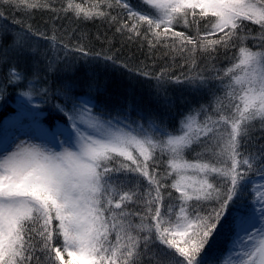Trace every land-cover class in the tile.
Segmentation results:
<instances>
[{"label":"snow or ice","instance_id":"snow-or-ice-1","mask_svg":"<svg viewBox=\"0 0 264 264\" xmlns=\"http://www.w3.org/2000/svg\"><path fill=\"white\" fill-rule=\"evenodd\" d=\"M15 2L27 9L50 7L39 0ZM142 2L144 11L115 0L132 21L117 31L141 36L140 25L146 24L145 39L150 34L152 46L170 47L190 70L156 77L146 99L127 91L113 98L92 68L79 81L38 84V71L29 75L11 62L42 55L33 37L55 40L38 30L14 34L0 50V64L8 65L0 100L9 86L38 88L55 98L52 107L64 117L38 126L39 142H0V264H220L224 239L230 255L244 257L241 264H264V184L253 190L256 177L264 182V50L243 43L252 36L264 49V0ZM105 3L113 7L111 0ZM65 11L88 19L110 16L72 0ZM177 25L195 29V35L174 30ZM233 47L238 58L231 67L197 66L198 52L214 60L221 49L227 55ZM75 51L91 62L84 48ZM104 60L105 70L127 67L110 56ZM58 61L59 56L48 61L47 71H77L75 61L63 68ZM172 82L197 95L211 91L210 85L222 90L223 96L212 93L216 118L201 104L182 113L177 133L169 132L164 116L176 103L167 95ZM20 95L30 98L31 91ZM25 111L22 100L20 113ZM257 120L259 135L253 136ZM186 151L196 153L195 162L185 159ZM164 154L175 173L171 184L166 180L172 172L158 177Z\"/></svg>","mask_w":264,"mask_h":264},{"label":"trees","instance_id":"trees-1","mask_svg":"<svg viewBox=\"0 0 264 264\" xmlns=\"http://www.w3.org/2000/svg\"><path fill=\"white\" fill-rule=\"evenodd\" d=\"M39 2L48 4L50 7L27 9L25 5L17 4L15 0L13 2L0 0V12H3L5 17L3 21H0V50L8 48L13 41L14 34L18 35L22 31H27L28 28L38 30L44 33L45 36H55V40L44 39L43 37H33L31 39L30 42L42 53L35 61L30 57L11 61L25 69L29 75L33 71H38L41 77L38 84L46 83L48 86H52L65 78L79 81L84 78L89 68H92L97 71L102 78V82H107L109 93L113 98L127 91L129 95L146 99L154 92L156 77L161 74H163L164 78H174L182 73L190 74L189 65L185 63L181 55L170 47H164L162 44L152 46L149 43L152 39L150 34H147L148 38L145 39L146 24L142 23L140 25L141 36H135L127 30L117 31L122 23L128 22L131 24L132 21L128 19L126 10L117 5L115 0H111L112 8L106 7L105 0H72L74 4H81L85 9H92L96 5L100 10H106L110 13L108 17H94L91 19L85 18L83 14L76 16L73 11H65L69 0H39ZM127 2L135 10H145L142 0H127ZM111 17L116 19L113 20ZM14 20L19 21V23H13ZM203 23L201 21V28ZM250 26L254 30L258 27L255 25ZM4 28L8 30L7 35L3 34L2 30ZM174 30L185 31L186 34L195 35V29L183 28L181 25L175 26ZM130 36L131 39L129 38ZM243 43L253 51L264 50L260 48L259 43L252 36H249ZM76 48H84L89 53L88 59L91 62L86 63L82 60V54L75 51ZM57 56H59L58 68L66 67L67 64L75 61L77 71L74 74L65 71L48 72L46 68L47 62ZM109 56L116 61L118 66L126 65L127 67L105 70L104 58ZM197 56L199 57L197 59L198 67L215 65L218 69H224L231 67L232 63L236 62L233 57L238 58V47L231 48L227 55L221 49L214 60H208L206 58L207 54L201 52H198ZM108 63H111V61H108ZM7 68L8 65L0 64V84H3L7 78ZM141 73H147L148 75L144 76ZM217 83L219 82L212 81V84ZM166 88L167 95L176 101L175 105L170 110H167L164 116L165 126L169 132L173 133H177L181 127L182 113L187 115L189 109L198 108L202 104L208 109V114L213 115L215 106L212 103L214 100L212 93L215 92L217 96L224 95L222 90L212 88L211 85V91L205 90L200 95L192 93L185 86L174 82L166 85ZM24 91L34 93V98H36L34 101L40 106L47 118L64 121V117L60 116L52 107L55 98L51 95L45 97L38 88L29 90L23 87L9 86L7 95L3 99L4 107L8 105L9 100L15 102V99ZM56 102L60 101L56 100ZM12 113H1L0 122L6 115ZM203 115L201 113V121L203 120ZM213 118L216 117L213 115ZM252 124L256 125V128L252 129L251 134L258 136L260 121H253ZM184 156L185 159L192 162L196 160V153L186 151ZM168 159L167 154L160 157L158 177L172 172L168 167ZM174 179L175 176L172 172L171 176L167 177L166 182L171 184ZM168 190L174 193V190L167 189L166 191ZM228 243L227 239L220 242L219 250L223 253L220 262L228 254L225 248ZM204 251L207 252L208 248L206 247Z\"/></svg>","mask_w":264,"mask_h":264},{"label":"rangeland","instance_id":"rangeland-1","mask_svg":"<svg viewBox=\"0 0 264 264\" xmlns=\"http://www.w3.org/2000/svg\"><path fill=\"white\" fill-rule=\"evenodd\" d=\"M148 7L150 8L151 6L149 5ZM34 99L36 98H34V93L32 92L30 98L19 95L15 99V102L9 100L6 107H4L3 100H0V118L1 113L13 112L10 115H6L0 122V142L7 141L9 144L20 141L39 142L34 139L38 135V126H50L54 118H47ZM22 100L29 108V111H25L23 114L20 113ZM34 116H39V120H34ZM29 134H31L33 139L30 140ZM256 181L253 185L254 191L261 189L262 184H264V182L259 181V177H256ZM242 259L244 257L240 253H233L231 255L228 253L220 264H241Z\"/></svg>","mask_w":264,"mask_h":264}]
</instances>
